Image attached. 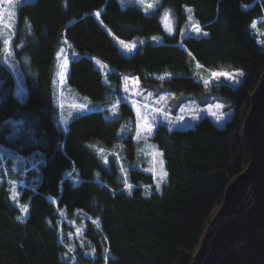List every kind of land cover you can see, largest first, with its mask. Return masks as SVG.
<instances>
[{
  "label": "trees",
  "instance_id": "16d2710c",
  "mask_svg": "<svg viewBox=\"0 0 264 264\" xmlns=\"http://www.w3.org/2000/svg\"><path fill=\"white\" fill-rule=\"evenodd\" d=\"M186 8L203 34L180 35ZM164 10L172 32L162 24ZM261 19L264 0H158L147 11L120 0L21 1L9 49L24 92L21 99L15 93L0 38V146L39 156V165L22 169L15 192V172L0 170V264H191L226 187L249 163L242 127L264 71V46L253 28ZM134 39L138 46L122 52L118 41ZM64 44L75 53L66 83L88 100L108 101L128 75L200 106L220 102L233 115L222 126L208 116L184 128L156 126L151 142L167 180L146 192L154 173L132 166L126 190L116 160L104 163L92 145L122 143L125 159L133 160L135 113L121 102L113 116L90 109L58 125L53 76ZM219 68L241 72L239 84L198 79L197 70ZM74 215L91 256L68 247Z\"/></svg>",
  "mask_w": 264,
  "mask_h": 264
},
{
  "label": "rangeland",
  "instance_id": "374dc122",
  "mask_svg": "<svg viewBox=\"0 0 264 264\" xmlns=\"http://www.w3.org/2000/svg\"><path fill=\"white\" fill-rule=\"evenodd\" d=\"M25 0H0V38L4 43L2 50L1 61L13 72L15 78V93L21 99L24 88L21 82V74L11 60V51L9 49V42L14 32L15 15L17 5ZM123 4L129 0H120ZM158 0H146V3L141 4L144 10L153 9ZM151 3L153 7L148 8L147 4ZM148 11L147 13H152ZM165 13H167V20H165ZM187 21L180 30V35H201L203 31L194 20L191 10L185 9ZM161 21L168 32L173 31V21L168 11L164 10L161 15ZM261 22V23H260ZM262 24V25H260ZM194 25L199 26V30L194 29ZM262 26V27H261ZM254 32L257 34L258 42L264 46V19L255 21L253 24ZM122 52L130 53L137 46L140 40L134 39L128 42L118 41ZM75 55L68 51V45L64 44L57 52V65L53 76V101L57 108L55 116L58 125L63 128L66 127V120L77 114L83 113L90 109H98L105 112L106 115L113 116L116 114L118 105L121 102H126L133 109L136 117V130L134 133V141L136 143V153L133 160L125 159L122 154V143H117L112 147L100 146L96 143L92 147L101 156L102 161L107 163L113 157L120 170L121 178L125 181V189L130 190L131 186L127 182V171L129 167L136 166L151 170L155 175L153 185L144 186L146 192H150L154 188L159 189L161 185L166 182L167 174L164 168V161L152 144L151 138L156 126L163 124L169 129L184 128L194 124L200 117L208 116L216 125L222 126L230 117H232V110H225L224 105L220 102L213 101L206 106H200L193 98L176 97L175 95L166 91H158L157 89H149L144 87L139 79L134 76L125 75L122 77V84L117 93L112 92L109 95L108 101L103 103L93 102L85 97L80 96L76 91L70 88L66 83L68 63ZM95 65L104 73L107 72L108 67L94 59ZM199 73L198 79L206 86L218 85L225 81L231 86L239 84L241 79V72L238 70H231L228 68H219L216 70H197ZM227 74V75H225ZM165 76H162L164 78ZM179 99H182L178 103ZM178 103V104H177ZM0 146V170L9 169L15 172L16 178L12 183V190L15 192L16 188L22 184L23 168L37 170L39 165V156L30 154H14L10 153L7 148ZM31 156V157H30ZM29 158L27 160L26 158ZM162 161V163H161ZM24 170V169H23ZM1 172V171H0ZM4 174V173H0ZM75 215L69 219V223L74 225L69 248L74 251L78 249L84 250V254L93 255L91 247L86 243L85 239L80 235V226L75 221ZM72 239V237H71ZM77 247V248H76ZM66 255L63 254V257Z\"/></svg>",
  "mask_w": 264,
  "mask_h": 264
},
{
  "label": "water",
  "instance_id": "95a60500",
  "mask_svg": "<svg viewBox=\"0 0 264 264\" xmlns=\"http://www.w3.org/2000/svg\"><path fill=\"white\" fill-rule=\"evenodd\" d=\"M242 130L249 163L226 187L191 264H264V71Z\"/></svg>",
  "mask_w": 264,
  "mask_h": 264
},
{
  "label": "snow or ice",
  "instance_id": "6c2138e0",
  "mask_svg": "<svg viewBox=\"0 0 264 264\" xmlns=\"http://www.w3.org/2000/svg\"><path fill=\"white\" fill-rule=\"evenodd\" d=\"M129 3L130 4H144V3H146V0H129ZM147 7L151 8V7H153V5L151 3H148ZM167 15L168 14L165 13V20H167ZM193 27H194L195 30H197V31L199 30V26L198 25H194ZM225 75H227V74H225Z\"/></svg>",
  "mask_w": 264,
  "mask_h": 264
}]
</instances>
